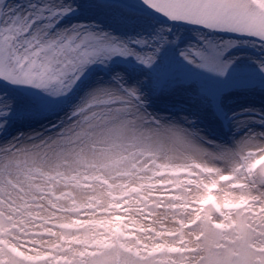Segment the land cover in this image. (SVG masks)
<instances>
[{
	"label": "snow or ice",
	"instance_id": "obj_1",
	"mask_svg": "<svg viewBox=\"0 0 264 264\" xmlns=\"http://www.w3.org/2000/svg\"><path fill=\"white\" fill-rule=\"evenodd\" d=\"M0 264H264V0H0Z\"/></svg>",
	"mask_w": 264,
	"mask_h": 264
},
{
	"label": "rangeland",
	"instance_id": "obj_2",
	"mask_svg": "<svg viewBox=\"0 0 264 264\" xmlns=\"http://www.w3.org/2000/svg\"><path fill=\"white\" fill-rule=\"evenodd\" d=\"M251 99H253V100H255L257 103H259V101H260V96H259V95H256V96L251 97Z\"/></svg>",
	"mask_w": 264,
	"mask_h": 264
}]
</instances>
